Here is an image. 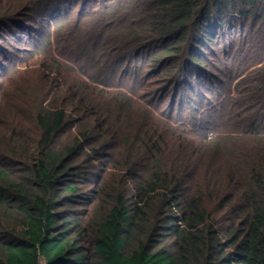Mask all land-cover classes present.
I'll list each match as a JSON object with an SVG mask.
<instances>
[{
    "label": "trees",
    "instance_id": "16d2710c",
    "mask_svg": "<svg viewBox=\"0 0 264 264\" xmlns=\"http://www.w3.org/2000/svg\"><path fill=\"white\" fill-rule=\"evenodd\" d=\"M259 9L0 0V80L30 86L0 96V264H264V45L244 46ZM238 43L254 103L232 114L202 68Z\"/></svg>",
    "mask_w": 264,
    "mask_h": 264
},
{
    "label": "rangeland",
    "instance_id": "374dc122",
    "mask_svg": "<svg viewBox=\"0 0 264 264\" xmlns=\"http://www.w3.org/2000/svg\"><path fill=\"white\" fill-rule=\"evenodd\" d=\"M263 10L258 11V13H253V17L255 18L254 21H252V17L247 20L248 27L244 32V46L246 43H251L255 47L263 48L264 45V11ZM259 12H261L259 14ZM248 16H251L248 14ZM249 21V22H248ZM245 49V47H244ZM245 50H248L246 48ZM244 52V51H243ZM205 60H204V66L202 70L206 71L209 70L207 76L203 78L202 85L205 87H208L210 84L214 86L216 90L222 91L220 94H218L214 99L217 100L218 103L223 104V106L227 103H231V106L228 108L232 114H235L238 112L239 109H246L251 110V108H246L244 103L247 104H253L252 102V95L254 87L250 84V73L254 71V68H250L251 63L244 60V57H237L240 56L242 53V47L241 43H238L237 45L233 46L231 49H228L226 54L221 57H217L215 55L214 51L205 50ZM11 54H9V57ZM250 56V55H249ZM237 59L235 62L236 67L240 68V73L237 74L238 76L236 78L229 77V70L231 68V65L233 64V60ZM20 67V64L18 65ZM202 66H200L201 69ZM36 69V67H32ZM19 71L18 69H16ZM4 72V71H3ZM3 76V75H2ZM0 76V77H2ZM37 78L39 76L35 75ZM23 92L26 94L28 98H30V86L29 84L24 83V77L22 74H18L17 72L12 73L8 76H6L4 79L0 80V96H4L6 99L9 100L14 94L18 92ZM252 92V94H251ZM203 93V90H197L196 94L194 95H200ZM51 93L49 94L50 97ZM244 95L246 96V99L244 101ZM160 99H164L168 104L172 100L171 94H161ZM236 99V100H235ZM240 101V104L237 102ZM11 106L16 107L13 104H10ZM227 109V110H228ZM10 113H7V110H5L4 114L0 115V130H6L9 128V126L6 124L5 119L11 118ZM31 124V122H30ZM240 126V125H239ZM239 126L228 128L227 131L224 132V134H228V132H236L243 130ZM9 133L12 134V130H9ZM230 136H234L233 134H230ZM234 144L231 145V148H233ZM232 151V150H231ZM220 165V163H219ZM215 168L212 169V171L208 174H205V176H202V178L212 177L215 175Z\"/></svg>",
    "mask_w": 264,
    "mask_h": 264
}]
</instances>
